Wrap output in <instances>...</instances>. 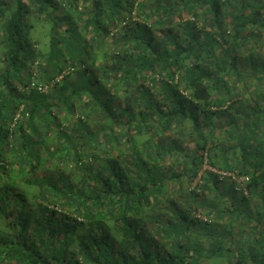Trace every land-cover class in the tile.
<instances>
[{
    "label": "trees",
    "instance_id": "1",
    "mask_svg": "<svg viewBox=\"0 0 264 264\" xmlns=\"http://www.w3.org/2000/svg\"><path fill=\"white\" fill-rule=\"evenodd\" d=\"M263 90L264 0H0V264H264Z\"/></svg>",
    "mask_w": 264,
    "mask_h": 264
},
{
    "label": "crops",
    "instance_id": "2",
    "mask_svg": "<svg viewBox=\"0 0 264 264\" xmlns=\"http://www.w3.org/2000/svg\"><path fill=\"white\" fill-rule=\"evenodd\" d=\"M244 81H241V82H239V84H237V85H239V89L242 91V90H244ZM247 85H249L248 83H247ZM246 85V86H247ZM254 85V86H253ZM246 86H245V90L243 91V92H241L243 95H245L246 96V94L249 92L248 90H246ZM256 86H258L257 84H252L251 85V90H253V89H256ZM261 92H264V90L263 91H261ZM260 103L262 104V105H264V97L262 98V100H260ZM245 113H247V112H245ZM249 117V116H248ZM186 148H187V146H186ZM230 177H232V179L233 180H226V181H224L223 183H225L224 185H231L232 184V186H233V188L235 187V185L234 184H236L237 186H238V184L240 183V181L238 180V178H237V176H235L234 174H232V175H230ZM227 188H228V186H227ZM230 188H228L227 190H229ZM232 189V188H231ZM241 189H243L242 188V186H241ZM245 192H247L246 190H245V188L243 189ZM223 195L222 196H220L218 193H214V194H212V196H211V199L213 200V201H215V202H220V200H219V196L220 197H222V203L221 204H219V206H221L222 207V209H224V211H225V207H230V206H232V205H235V204H232L233 203V201L235 200L234 199V197H233V195H232V193H229V191H224L223 193H222ZM218 195V196H217ZM257 196L256 197H250L251 199H253L252 201H250L248 204H249V209H251V210H253V212L255 213V214H257V212H259L260 211V209H261V207H262V205H261V201L259 200L260 199V195L258 196V194H256ZM240 196V195H239ZM238 199H239V197H238ZM236 201H238L237 200V198H236ZM236 206V205H235ZM239 206H240V208H241V205L239 204ZM239 206H238V208H239ZM244 209H245V205L243 204V206H242ZM231 214L229 213V212H227L226 213V211H225V214L223 215V217H222V219H221V225H228V226H230L231 224H233L234 223V221H233V223H232V220H231V216H230ZM241 220L242 219H240L239 220V222H238V224H234V227H239L240 225H241ZM230 224V225H229ZM246 225V224H245ZM244 228H245V226H244ZM245 229H248V226H246V228ZM242 230H243V228H236V230H235V232L239 235V234H241V232H242ZM254 230H255V236H256V238H260V239H264V226L263 227H260V228H254ZM223 232H224V230H222ZM251 231V227H249V232ZM223 238V237H222ZM239 240H240V238H239ZM239 243H241L242 244V241L241 242H239ZM260 251H262L263 252V256H259L260 258H264V248L262 249V250H260ZM259 255H262L261 253L259 254ZM258 257V256H257ZM232 262H234L233 260H232V257H228V256H226V257H222L221 259H213V260H211L208 264H230V263H232ZM234 264V263H233Z\"/></svg>",
    "mask_w": 264,
    "mask_h": 264
},
{
    "label": "rangeland",
    "instance_id": "3",
    "mask_svg": "<svg viewBox=\"0 0 264 264\" xmlns=\"http://www.w3.org/2000/svg\"><path fill=\"white\" fill-rule=\"evenodd\" d=\"M32 34L34 35L33 37H37V38H39V36H37L38 33H37V35H36V34H34V32H32L31 35H32ZM27 37H28V39H29L31 36H30V35H29V36L27 35ZM27 37H26V38H27ZM40 39L44 40L43 38H40ZM40 42L43 43L44 41H40ZM191 145H192V144H191ZM229 174H230V173H229ZM198 180H199V179H197V180L195 179V182H197ZM0 198H1L2 200L7 199V203H9L10 206H13V205H14V200H15V198L17 199L18 196H17L16 194H14L13 197L9 196V197L7 198V195H6L5 193H2L1 196H0ZM5 201H6V200H5ZM17 203H18V202H17ZM26 205H27V206H25V208H23L22 205L19 206V204H17V205H16V210H18V211L21 210V212H25V213L28 214V213H29L28 211H30V206H29V204H26ZM22 219H23L22 221H25V218H22ZM4 223H5L4 221H3V222H0V227H3V226H4Z\"/></svg>",
    "mask_w": 264,
    "mask_h": 264
},
{
    "label": "built area",
    "instance_id": "4",
    "mask_svg": "<svg viewBox=\"0 0 264 264\" xmlns=\"http://www.w3.org/2000/svg\"><path fill=\"white\" fill-rule=\"evenodd\" d=\"M63 76H60L59 77V80L62 78ZM32 87H38V89L40 90V91H43V92H45V91H47V87H42V86H37L34 82L32 83ZM20 118V113H18L17 115H16V117H15V120H14V123H13V125L12 126H14V124L16 123V121L18 120ZM230 172H220V174L222 175V176H230V175H232V173H230ZM235 175V174H234ZM236 176V175H235ZM238 178V180L241 182V184L243 185V183L244 182H246V181H248L249 180V178L248 177H237Z\"/></svg>",
    "mask_w": 264,
    "mask_h": 264
}]
</instances>
